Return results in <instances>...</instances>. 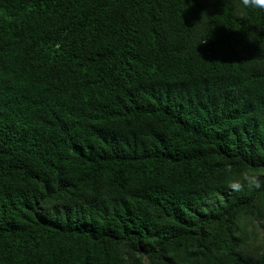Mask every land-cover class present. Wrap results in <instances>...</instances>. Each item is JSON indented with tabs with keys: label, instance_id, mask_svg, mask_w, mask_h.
Segmentation results:
<instances>
[{
	"label": "trees",
	"instance_id": "1",
	"mask_svg": "<svg viewBox=\"0 0 264 264\" xmlns=\"http://www.w3.org/2000/svg\"><path fill=\"white\" fill-rule=\"evenodd\" d=\"M0 0V264H264V10Z\"/></svg>",
	"mask_w": 264,
	"mask_h": 264
},
{
	"label": "clouds",
	"instance_id": "2",
	"mask_svg": "<svg viewBox=\"0 0 264 264\" xmlns=\"http://www.w3.org/2000/svg\"><path fill=\"white\" fill-rule=\"evenodd\" d=\"M252 8L264 10V0H241V7L238 11L243 12L245 9Z\"/></svg>",
	"mask_w": 264,
	"mask_h": 264
}]
</instances>
